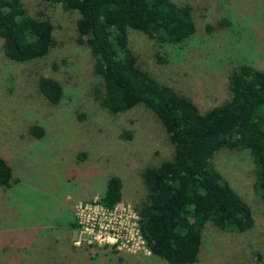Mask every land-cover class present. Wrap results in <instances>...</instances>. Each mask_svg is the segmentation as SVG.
<instances>
[{
  "label": "rangeland",
  "instance_id": "374dc122",
  "mask_svg": "<svg viewBox=\"0 0 264 264\" xmlns=\"http://www.w3.org/2000/svg\"><path fill=\"white\" fill-rule=\"evenodd\" d=\"M170 1L191 10L195 31L187 41L160 46L127 32L136 66L157 83L202 113L229 99L233 68L264 71V0ZM19 2L27 16L51 23L53 45L43 59L18 63L4 56L0 41V157L14 180L0 188V264H167L129 246L88 243L71 227L74 208L96 204L109 177L120 183L116 208L134 212L146 194L141 172L170 159L172 146L145 106L119 114L101 108L102 81L77 41L75 13L44 0ZM39 77L61 84L58 105L39 94ZM31 126L43 136H31ZM210 163L248 206L253 224L230 233L206 222L194 264H264V203L247 151L218 150Z\"/></svg>",
  "mask_w": 264,
  "mask_h": 264
},
{
  "label": "trees",
  "instance_id": "16d2710c",
  "mask_svg": "<svg viewBox=\"0 0 264 264\" xmlns=\"http://www.w3.org/2000/svg\"><path fill=\"white\" fill-rule=\"evenodd\" d=\"M44 1L76 14L77 41L93 55L94 73L102 81L101 108L119 114L145 106L172 146L170 159L140 174L146 194L135 207L136 225L149 254L167 264H194L206 222L230 233L250 229L248 206L210 161L218 150H246L254 166L253 189L264 203V71L247 64L233 68L227 78L229 99L199 113L189 100L139 69L126 48L128 31L160 46L187 41L195 31L188 5L170 0ZM0 41L11 61L43 59L53 45L52 26L47 19L27 16L19 0H0ZM37 89L49 104L60 103L63 88L56 80L39 77ZM28 133L40 138L44 132L31 126ZM122 138L129 140V133ZM13 183L0 157V188ZM119 201V179L109 177L97 203L112 209Z\"/></svg>",
  "mask_w": 264,
  "mask_h": 264
},
{
  "label": "built area",
  "instance_id": "2783aa9c",
  "mask_svg": "<svg viewBox=\"0 0 264 264\" xmlns=\"http://www.w3.org/2000/svg\"><path fill=\"white\" fill-rule=\"evenodd\" d=\"M118 204V203H117ZM106 209L98 203L74 208V221L79 228V235H85L88 243L119 244L120 247L129 246L132 252L144 250L136 225V212L126 209Z\"/></svg>",
  "mask_w": 264,
  "mask_h": 264
}]
</instances>
